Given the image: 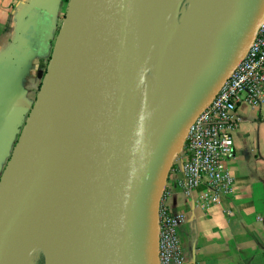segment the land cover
I'll return each mask as SVG.
<instances>
[{
	"label": "water",
	"instance_id": "water-1",
	"mask_svg": "<svg viewBox=\"0 0 264 264\" xmlns=\"http://www.w3.org/2000/svg\"><path fill=\"white\" fill-rule=\"evenodd\" d=\"M75 3L69 1L27 121L14 68L20 52L6 59L8 71L0 65V160L8 158L0 177V264H13L21 209L66 201H83L94 220L88 229L96 253L86 249L88 264H157L171 168L191 127L249 54L264 0H233L220 55L147 134L140 124L143 78L171 0H89L91 98L79 131L65 138L52 136L53 106Z\"/></svg>",
	"mask_w": 264,
	"mask_h": 264
},
{
	"label": "crops",
	"instance_id": "crops-1",
	"mask_svg": "<svg viewBox=\"0 0 264 264\" xmlns=\"http://www.w3.org/2000/svg\"><path fill=\"white\" fill-rule=\"evenodd\" d=\"M69 1L0 0V65L8 68L6 59L20 52L14 68L24 107L36 99ZM237 118L233 156L224 165L234 187L220 204L205 207L198 192L188 195L178 186L187 150L177 154L170 171L167 205L185 217L177 231L182 264H264V105L241 103Z\"/></svg>",
	"mask_w": 264,
	"mask_h": 264
},
{
	"label": "bare ground",
	"instance_id": "bare-ground-1",
	"mask_svg": "<svg viewBox=\"0 0 264 264\" xmlns=\"http://www.w3.org/2000/svg\"><path fill=\"white\" fill-rule=\"evenodd\" d=\"M232 4L233 0L191 1L190 8L176 28L177 32L173 34L175 48L168 51L164 60L159 59V56L165 53L166 46H161L157 52L160 55L156 57L158 63L154 69L160 67L166 73L156 78L144 75L140 119L143 134H147L148 127L160 118L166 107L211 62L210 52L216 50L212 60L220 55L226 37L223 26L230 23ZM173 28L165 27L159 32L158 38L163 33L172 32ZM153 57L152 54L149 56L146 70ZM92 77L89 0H76L55 93L52 136L67 138L79 131L91 98ZM88 221L94 220L83 201L21 209L16 215L17 238L13 264H33L31 247H37L49 257L48 264H88L86 249L96 253L95 236L88 229ZM153 237L152 229L149 238Z\"/></svg>",
	"mask_w": 264,
	"mask_h": 264
},
{
	"label": "built area",
	"instance_id": "built-area-1",
	"mask_svg": "<svg viewBox=\"0 0 264 264\" xmlns=\"http://www.w3.org/2000/svg\"><path fill=\"white\" fill-rule=\"evenodd\" d=\"M241 103L264 105V19L249 54L199 116L183 144L188 160L180 169L178 186L188 195L198 192L205 207L220 204L233 191L234 178L224 165L233 156V134L240 124L237 108ZM168 185L167 179L158 217V257L160 264H182L177 231L185 217L171 213Z\"/></svg>",
	"mask_w": 264,
	"mask_h": 264
},
{
	"label": "rangeland",
	"instance_id": "rangeland-1",
	"mask_svg": "<svg viewBox=\"0 0 264 264\" xmlns=\"http://www.w3.org/2000/svg\"><path fill=\"white\" fill-rule=\"evenodd\" d=\"M174 0H171V2H173ZM191 1L192 0H176L175 4H169V6L166 8V18H165V25L163 27V29L165 27H174L173 28V31L172 32H167V33H163V36H161V38H158L159 40L156 41L155 43V47L153 48L151 54L155 57H153V59L151 60V64H149L147 70L145 71V75L149 78H156L157 75H160V76H163L165 73H166V70L165 69H161L160 67H157V69H154L156 66H157V63H158V58L156 59L157 56H159L160 54L157 52H159V48L161 46H166V50L164 51L165 53L162 54L161 56H159L161 60H164L167 58V54H168V51L170 49H173L175 48V45L173 43V34L174 32H177L176 31V28L178 26H180L181 24V20L183 18V14L185 12L188 11V8H190L191 6ZM65 16L61 18V22L59 24V26L57 27V33H56V36L58 35L59 33V30L61 28V25L63 23V20H64ZM229 24L225 23L224 26H223V32L226 33L227 31V26ZM172 33V34H171ZM163 37V38H162ZM223 40V38H222ZM162 43V44H161ZM159 45V46H158ZM172 46V47H171ZM171 47V48H170ZM158 48V49H157ZM214 49V48H213ZM212 49V50H213ZM215 49L213 51H211V55H210V61H212V57L215 53ZM156 53V54H155ZM153 62V63H152ZM159 68V69H158ZM186 73V72H184ZM43 81V78L41 80V82ZM38 94V91H36V95H35V98ZM34 100L30 101V103H27V106H25V117H24V120L27 121V119L30 117V114L32 112V109H33V105H34ZM172 103H170L169 105H171ZM168 105V106H169ZM22 131V130H21ZM21 133V132H20ZM20 135H18L19 137ZM15 138V139H18ZM14 139V140H15ZM16 141H14L13 145L15 144ZM184 146H182L179 150V153L182 154L184 149L183 148ZM12 150H10L9 154H11ZM180 156V155H179ZM8 161V158L5 159V166H6V163ZM31 249L33 250L32 253H33V264H48V261H49V257H47L40 249H38L37 247H31ZM158 252V251H157ZM158 254V253H157ZM157 263V262H156ZM157 264H160V261H159V257H158V263Z\"/></svg>",
	"mask_w": 264,
	"mask_h": 264
},
{
	"label": "trees",
	"instance_id": "trees-1",
	"mask_svg": "<svg viewBox=\"0 0 264 264\" xmlns=\"http://www.w3.org/2000/svg\"><path fill=\"white\" fill-rule=\"evenodd\" d=\"M7 67H8V68H6V69H7V71H8V69H9V66L7 65ZM11 73H12V72H11ZM14 74H16V72H15ZM17 74H18V73H17Z\"/></svg>",
	"mask_w": 264,
	"mask_h": 264
}]
</instances>
